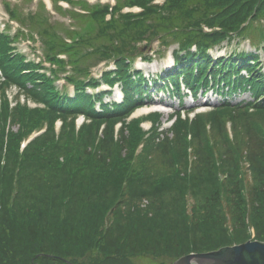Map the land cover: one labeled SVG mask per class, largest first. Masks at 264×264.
<instances>
[{
    "label": "trees",
    "instance_id": "1",
    "mask_svg": "<svg viewBox=\"0 0 264 264\" xmlns=\"http://www.w3.org/2000/svg\"><path fill=\"white\" fill-rule=\"evenodd\" d=\"M58 1L70 27L49 20L43 1L35 12L5 3L21 28L0 32V264H171L264 241V0ZM133 7L141 10H125ZM22 27L40 37L52 77L13 54ZM234 39L256 52L213 61L209 51ZM155 40L178 46L175 67L154 80L182 103L167 127L160 112L133 117L151 96L134 62L153 58L143 48ZM102 61L115 69L90 76ZM67 65L73 96L55 84ZM101 82H118L122 101L87 92ZM209 87L218 105L184 107L185 90L197 99ZM247 92L250 100L230 99Z\"/></svg>",
    "mask_w": 264,
    "mask_h": 264
},
{
    "label": "rangeland",
    "instance_id": "2",
    "mask_svg": "<svg viewBox=\"0 0 264 264\" xmlns=\"http://www.w3.org/2000/svg\"><path fill=\"white\" fill-rule=\"evenodd\" d=\"M8 1L12 5H18L22 10L25 12H32V11H38V2L39 1H45L46 2V7L48 8L47 16L49 17V20L56 24H61L64 27H70L71 20L69 19L68 16L66 15H60L58 14L53 6V2L51 3L50 0H0V25L8 24L9 23V17H8V12L7 9L4 6V3ZM89 4L95 3L98 0H87ZM64 3V2H63ZM62 3V4H63ZM64 7H66V3L63 4ZM10 24L13 26L11 33L15 31L16 28V23L10 22ZM28 45L27 47H25ZM32 45V43L30 44ZM27 41H21L17 43V46L21 49V53L24 54L27 58L31 59L34 58L35 52L31 48V46ZM36 46H39V43L36 44ZM159 46V41L155 40L152 42V45L149 49H145L144 52L149 51L150 53H155L154 59L152 61H141L140 58L136 60V67L140 68L143 73H145L146 77L149 75V82L151 83L150 85V93L151 96L148 97L147 102L148 105L143 106L142 108L138 109L135 113V116H145L150 112H153L155 110H158L161 112V117H160V122L163 124V126L167 127L170 125L171 120L170 119V114L175 111L179 110L182 107V103L178 100V98H174L168 95V93H165L163 91H155L154 90V78H156L157 75L163 74L165 69H168L172 63H173V57H172V50L177 48V44L170 46L167 49H163L158 47ZM216 50H219L218 53H216ZM249 51V53L256 51V48L254 46H250L248 41H237L233 40L232 42L227 43L226 41L222 43L221 46H219L217 49L215 48L214 50L211 51L210 55L212 59H216L218 56H228L230 53L233 52H246ZM258 52V59L263 67L264 70V52L260 49L257 50ZM37 54H41V50L38 47L37 48ZM112 66V64H108L107 67L105 68L104 64H99L97 67L92 69V75L93 76H99L101 71L104 69H109ZM112 69L114 66L111 67ZM69 69V68H68ZM213 80L211 81V84H213ZM57 84L62 86L64 84L63 80L60 79ZM210 84V85H211ZM222 87V85H221ZM104 88H107L105 84H102V86L98 90H102ZM116 88V87H115ZM68 92H72V87L67 86ZM119 89H115V96L118 94ZM222 91V90H221ZM15 92V89L13 88V92L11 90V95L10 99L13 96L12 93ZM109 100H113L112 95L108 97ZM230 99H233V102H239L241 100H250V94L244 93V94H235L231 96ZM222 97L220 95L212 94L211 92H208L206 94L200 95L197 99H192L190 96L185 98V101L183 103L184 107L186 109H191L192 107H197L199 111H205L209 109L210 106H215L219 102H221ZM23 102V98L21 97L20 103ZM34 105V104H31ZM192 115V114H191ZM83 118H79V122ZM145 127L148 128L150 125V122L148 120H145ZM60 122H57V128L59 127ZM16 128H14L15 130ZM229 131L230 128L228 127ZM190 137V136H189ZM189 137L187 139L189 140ZM191 146V145H190ZM188 152L191 153V147L188 148ZM253 233V230H252ZM254 235L251 236L253 238ZM252 240V239H250ZM193 253V252H190ZM138 264H157L153 260L146 259V258H141L138 260ZM164 264H170L164 263ZM172 264V262H171Z\"/></svg>",
    "mask_w": 264,
    "mask_h": 264
},
{
    "label": "water",
    "instance_id": "3",
    "mask_svg": "<svg viewBox=\"0 0 264 264\" xmlns=\"http://www.w3.org/2000/svg\"><path fill=\"white\" fill-rule=\"evenodd\" d=\"M172 264H264V241L248 240L214 251L188 253Z\"/></svg>",
    "mask_w": 264,
    "mask_h": 264
},
{
    "label": "bare ground",
    "instance_id": "4",
    "mask_svg": "<svg viewBox=\"0 0 264 264\" xmlns=\"http://www.w3.org/2000/svg\"><path fill=\"white\" fill-rule=\"evenodd\" d=\"M141 110V109H140Z\"/></svg>",
    "mask_w": 264,
    "mask_h": 264
}]
</instances>
